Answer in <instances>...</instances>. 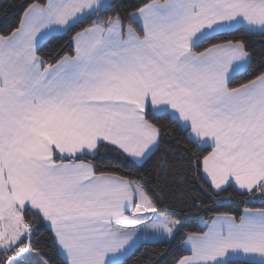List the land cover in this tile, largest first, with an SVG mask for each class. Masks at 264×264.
<instances>
[{"label": "snow or ice", "instance_id": "snow-or-ice-1", "mask_svg": "<svg viewBox=\"0 0 264 264\" xmlns=\"http://www.w3.org/2000/svg\"><path fill=\"white\" fill-rule=\"evenodd\" d=\"M120 7L31 0L0 32V264H56L41 230L59 264H126L177 237L190 254L171 264H264V207L185 233L189 201L168 204L191 182L264 203V0ZM68 33L70 54H42ZM169 140L176 154L157 158Z\"/></svg>", "mask_w": 264, "mask_h": 264}, {"label": "trees", "instance_id": "trees-1", "mask_svg": "<svg viewBox=\"0 0 264 264\" xmlns=\"http://www.w3.org/2000/svg\"><path fill=\"white\" fill-rule=\"evenodd\" d=\"M30 2L31 0H0V32H5L9 28L15 26L18 23L22 9ZM140 2L141 0H113L112 4L120 5L121 7L118 9V11L123 14L125 7ZM106 14L113 15L114 13L109 11ZM72 35L73 33L54 34L50 41L44 44V47L41 50L42 54H51L53 56H55L57 53L60 55H63L64 53L70 54L72 50ZM241 36L251 42L257 51L259 50L260 37L258 36L248 35L243 32H233L230 36H226L225 38ZM256 66V62L254 61L253 67L255 68ZM177 148L178 146L176 145L175 141L169 140L164 145H162V152L158 154L157 158H162L164 155H167V157L171 159L172 156L176 154ZM102 155L104 156V160L102 162L104 164L113 162L117 159L116 154L113 152L102 153ZM209 196L210 194L200 190L198 185H195V182L185 185L182 192L177 191L174 186L172 192L169 193V205L176 202L173 197H184L189 201V206H183L181 208L183 215L187 220L183 230L185 233L188 231H206L203 222H210L217 212L240 214L245 207H264V203H262L259 198L245 202V198H242L240 195H238L237 192L232 188H228L226 192L221 193L219 196H214L211 198H209ZM194 198L203 200L206 206H210L212 208V211H207L206 207H191L190 203ZM36 242L38 243V246L41 247L45 253H47L48 256L53 258L56 264H59L58 260H56V251L51 246L48 233L41 230L40 234L36 238ZM180 245V237H177L176 240L171 242L154 241L142 243L134 251V254L126 260V264H154L156 260H159L162 257L166 259L168 264H171L174 257L189 254V252L185 249H182Z\"/></svg>", "mask_w": 264, "mask_h": 264}, {"label": "crops", "instance_id": "crops-1", "mask_svg": "<svg viewBox=\"0 0 264 264\" xmlns=\"http://www.w3.org/2000/svg\"><path fill=\"white\" fill-rule=\"evenodd\" d=\"M113 0H111V2H112ZM54 35V34H53ZM207 230V229H206ZM155 240H150L149 242H154ZM190 254V253H189Z\"/></svg>", "mask_w": 264, "mask_h": 264}]
</instances>
